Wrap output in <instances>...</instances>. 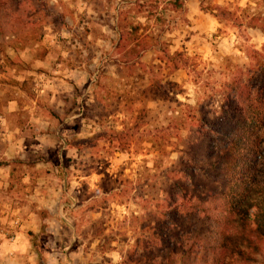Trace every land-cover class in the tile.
I'll list each match as a JSON object with an SVG mask.
<instances>
[{"label": "rangeland", "instance_id": "obj_1", "mask_svg": "<svg viewBox=\"0 0 264 264\" xmlns=\"http://www.w3.org/2000/svg\"><path fill=\"white\" fill-rule=\"evenodd\" d=\"M47 1L50 15L34 40L22 48L0 37L14 60L0 59V86H7L0 92L21 94L28 107L19 111L20 125L33 128V106L48 113L50 105L18 51L43 59L51 50L48 76L61 63L58 75L66 70L72 88L64 113L52 116L60 130L55 146L17 159L15 177L50 178L58 197L59 227L41 232L34 245L49 264H141L132 260L134 245L154 226L193 108L218 110L229 77L249 66L251 50H262L264 34L248 24L250 17L264 21V0ZM176 133L180 139L167 143Z\"/></svg>", "mask_w": 264, "mask_h": 264}, {"label": "trees", "instance_id": "obj_2", "mask_svg": "<svg viewBox=\"0 0 264 264\" xmlns=\"http://www.w3.org/2000/svg\"><path fill=\"white\" fill-rule=\"evenodd\" d=\"M49 15L47 0H0V37L23 48ZM249 19L264 34V21ZM251 51L249 66L226 82L218 110L193 108L154 226L144 242H135L133 261L264 264V44ZM2 58L14 64L0 43ZM173 136L180 139L167 134V143Z\"/></svg>", "mask_w": 264, "mask_h": 264}, {"label": "crops", "instance_id": "obj_3", "mask_svg": "<svg viewBox=\"0 0 264 264\" xmlns=\"http://www.w3.org/2000/svg\"><path fill=\"white\" fill-rule=\"evenodd\" d=\"M62 1L69 6L74 3L73 0ZM75 3L77 4L76 1ZM81 3L87 5L89 0H81ZM28 53L26 50H21L15 55L30 63V74L36 75L34 79H38L41 86L39 93L47 95L43 99L50 108L47 113L33 106L28 121L34 119L37 124H31L33 128H25L16 120L19 118V111L28 107L23 105L21 94L7 97L6 93L0 92V159L5 161L0 164V264H49L47 258L41 257L34 240L44 230L56 233L55 229L59 227L54 220L57 216L53 213V203L56 198L58 199L52 185L53 180L50 178L33 180L28 177L19 179L14 175H16L17 159L26 152L38 148L49 151L55 146L60 130L54 127L52 116L64 113L72 95V88L67 87L63 78L66 76L63 75L67 73L66 70H63L61 76L58 75L62 70L61 63L55 64L56 68L53 72L56 75L48 76L53 57L51 50L45 52L43 59H32L33 55L27 58ZM38 66L44 67L45 70L37 73L34 68ZM5 73V68L1 65L0 77H4ZM15 78L16 81L23 79L19 76ZM0 87L7 91L5 83ZM66 101L68 104L65 105ZM70 112L72 114V109ZM16 220H18L17 224H15ZM66 262L72 264L68 260Z\"/></svg>", "mask_w": 264, "mask_h": 264}, {"label": "built area", "instance_id": "obj_4", "mask_svg": "<svg viewBox=\"0 0 264 264\" xmlns=\"http://www.w3.org/2000/svg\"><path fill=\"white\" fill-rule=\"evenodd\" d=\"M17 223H18V220L15 221V224H17ZM64 264H69V263L68 262H65Z\"/></svg>", "mask_w": 264, "mask_h": 264}]
</instances>
